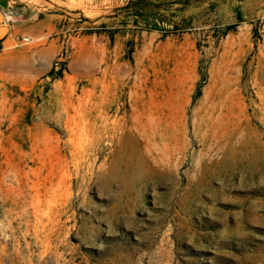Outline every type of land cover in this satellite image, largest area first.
<instances>
[{
  "label": "rangeland",
  "instance_id": "374dc122",
  "mask_svg": "<svg viewBox=\"0 0 264 264\" xmlns=\"http://www.w3.org/2000/svg\"><path fill=\"white\" fill-rule=\"evenodd\" d=\"M0 264H264V0H8Z\"/></svg>",
  "mask_w": 264,
  "mask_h": 264
},
{
  "label": "crops",
  "instance_id": "0c3cea01",
  "mask_svg": "<svg viewBox=\"0 0 264 264\" xmlns=\"http://www.w3.org/2000/svg\"><path fill=\"white\" fill-rule=\"evenodd\" d=\"M7 4H8V0H0V14H2L1 11H3V9L7 6Z\"/></svg>",
  "mask_w": 264,
  "mask_h": 264
},
{
  "label": "water",
  "instance_id": "95a60500",
  "mask_svg": "<svg viewBox=\"0 0 264 264\" xmlns=\"http://www.w3.org/2000/svg\"><path fill=\"white\" fill-rule=\"evenodd\" d=\"M3 16L2 14H0V22L2 21ZM5 31V26H3L2 24H0V35H2Z\"/></svg>",
  "mask_w": 264,
  "mask_h": 264
}]
</instances>
